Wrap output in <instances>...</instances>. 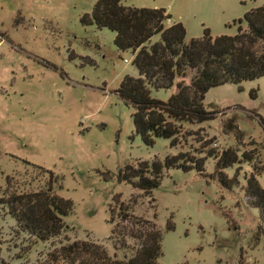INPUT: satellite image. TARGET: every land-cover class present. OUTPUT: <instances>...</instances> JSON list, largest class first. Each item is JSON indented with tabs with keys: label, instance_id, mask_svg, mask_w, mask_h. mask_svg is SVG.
<instances>
[{
	"label": "rangeland",
	"instance_id": "obj_1",
	"mask_svg": "<svg viewBox=\"0 0 264 264\" xmlns=\"http://www.w3.org/2000/svg\"><path fill=\"white\" fill-rule=\"evenodd\" d=\"M94 2L0 0V198L9 192L6 177L12 189L35 191L48 170L56 176L55 193L72 203L60 235L45 242L19 232L0 204V264H32L75 240L99 243L111 255L118 203L161 231L157 264H264V223L243 195L249 175L264 190V77L210 88L202 104L213 119L182 123L172 147L163 138L145 146L133 132L132 108L114 92L124 76L137 77L132 54L116 49L113 32L79 21ZM121 3L164 9L170 16L164 27L180 22L185 43L205 28L211 36L234 35L238 19L245 26L244 13L264 6V0ZM157 40L155 35L149 44ZM169 95L170 90H149L162 102ZM226 148L239 160L218 175L207 155ZM178 154L186 165L202 158L201 174L162 169L149 196L120 180L125 166L163 164Z\"/></svg>",
	"mask_w": 264,
	"mask_h": 264
},
{
	"label": "trees",
	"instance_id": "obj_2",
	"mask_svg": "<svg viewBox=\"0 0 264 264\" xmlns=\"http://www.w3.org/2000/svg\"><path fill=\"white\" fill-rule=\"evenodd\" d=\"M121 1L95 0L90 13L83 14L79 21L84 26L94 25L113 32L116 49L132 54L131 64L137 77L124 76L114 92L132 108L133 132L145 146H151L154 138H163L168 139L172 147L182 123L213 119L214 113L205 110L202 104L210 88L264 77V6L244 13L245 26L240 27L238 19L234 35L211 36L205 28L201 37L185 43V30L180 22L164 27L163 22L170 19L164 9L124 6ZM155 35L158 40L149 44ZM150 89L170 90V95L162 102L149 96ZM224 128L230 129L231 125L226 124ZM207 156L214 158L218 175L220 170L239 160L232 148L218 155L208 152ZM22 162L32 165L25 160ZM186 162V158L178 154L166 156L163 164L153 161L147 166L140 162L141 167L137 169L125 166L120 180L149 196L159 185L162 169H193L201 174L202 158L192 160V165ZM44 171L47 181L35 191L12 189L11 178L6 177L4 191L9 192L0 198L16 229L41 242L60 235L65 227L62 218L72 208L69 199L55 193L56 176ZM219 181L229 188V182L221 177ZM243 195L248 200L247 205L257 210L259 220L264 223V190L253 175L246 178ZM129 210L126 204H117L119 220L112 225L109 237L113 242L111 255L99 243L75 240L53 248L32 264H157L161 255V231L153 220L134 217ZM111 217L109 223H112ZM171 228L170 223L165 224L166 230Z\"/></svg>",
	"mask_w": 264,
	"mask_h": 264
}]
</instances>
